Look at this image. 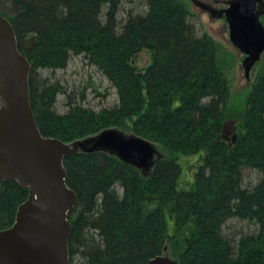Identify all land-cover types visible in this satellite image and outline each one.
<instances>
[{"label":"trees","instance_id":"trees-1","mask_svg":"<svg viewBox=\"0 0 264 264\" xmlns=\"http://www.w3.org/2000/svg\"><path fill=\"white\" fill-rule=\"evenodd\" d=\"M0 14L30 64L43 137L71 144L115 130L167 150L148 173L105 151L63 159L76 195L69 264H148L165 247L180 264H264V67L227 142V76L182 0H0ZM79 57L115 90L112 107L85 108L84 90L56 79ZM175 155L197 157L189 189ZM27 197L16 182H0V231Z\"/></svg>","mask_w":264,"mask_h":264},{"label":"water","instance_id":"water-1","mask_svg":"<svg viewBox=\"0 0 264 264\" xmlns=\"http://www.w3.org/2000/svg\"><path fill=\"white\" fill-rule=\"evenodd\" d=\"M226 5L220 11L202 9L224 18L230 43L245 56L242 67L248 79L264 52V26L260 22L264 0H228ZM30 69L18 50L13 26L0 14V182L14 181L28 190L13 224L0 231V264H69L68 218L76 195L66 185L63 159L78 151H105L148 173L160 156L151 142L115 130L71 144L43 137L30 106ZM235 124L234 120L223 122L221 139H228L236 130ZM148 264L180 263L157 256Z\"/></svg>","mask_w":264,"mask_h":264},{"label":"rangeland","instance_id":"rangeland-1","mask_svg":"<svg viewBox=\"0 0 264 264\" xmlns=\"http://www.w3.org/2000/svg\"><path fill=\"white\" fill-rule=\"evenodd\" d=\"M182 1L189 11L196 17V24L200 33L208 35L218 48L217 60L227 76L229 88V107L227 109V118L224 121L237 120V123H239V115L244 108L251 85L263 70L264 53L252 68L248 79H246L242 67V61L245 56L239 53L230 43L228 27L224 19L218 18L217 16H211L207 10L202 9V6H205L212 8L214 11L223 10L227 7L226 2L228 0ZM195 1L198 3H194ZM260 21L264 26V15L260 17ZM148 59L147 54L143 53L141 58L137 61L138 68L142 69L146 67L149 62ZM55 77L62 83V85L68 87V91L74 93L78 92V94H80L82 89L84 90V101H80L79 97H77L76 100L80 101L79 103L85 108L98 112L101 109L112 107L117 102V95L109 82L95 68L86 64L81 57L73 59V61L68 64L67 68L64 71L57 72ZM63 102L64 99L62 96H59L57 106V111L59 113L66 111ZM124 135L130 136L129 133H125ZM158 148L161 150L159 151ZM158 148H156V150L160 157L168 155L166 153L167 150L164 149L163 151V148L160 146H158ZM174 158H177L179 165L181 166L180 184L183 188L189 189L196 170L195 163L197 157L191 155H175ZM245 175L247 177H254L253 174H249L248 172H245ZM231 224L233 226L237 225V228L243 227L234 222ZM244 230H247V228H243V231ZM161 256H168L170 258L171 255L169 251L166 250V247Z\"/></svg>","mask_w":264,"mask_h":264}]
</instances>
